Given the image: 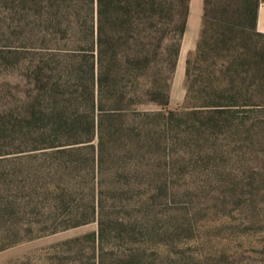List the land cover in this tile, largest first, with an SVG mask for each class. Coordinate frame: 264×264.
Segmentation results:
<instances>
[{
	"label": "rangeland",
	"instance_id": "obj_1",
	"mask_svg": "<svg viewBox=\"0 0 264 264\" xmlns=\"http://www.w3.org/2000/svg\"><path fill=\"white\" fill-rule=\"evenodd\" d=\"M242 3L210 0L211 43L180 40L167 102L127 73L106 114L86 99L88 22L26 24L0 0V264H264V36ZM36 71L72 122L62 135H86L89 114L90 140L14 149Z\"/></svg>",
	"mask_w": 264,
	"mask_h": 264
},
{
	"label": "trees",
	"instance_id": "obj_2",
	"mask_svg": "<svg viewBox=\"0 0 264 264\" xmlns=\"http://www.w3.org/2000/svg\"><path fill=\"white\" fill-rule=\"evenodd\" d=\"M13 2L22 5L21 10H15L14 13L21 16L26 24L39 23L45 15L49 22L58 25L71 12L76 13L84 22H88L86 45H83L82 53L87 59L89 87H86V99L90 106H102L109 102L112 106L110 110L105 111L109 112L106 114H112L122 107L127 86L122 79L127 73L132 74L134 87H140L144 93L149 94L148 100L167 102V82L164 73L175 65L185 29L188 0H13ZM242 2L241 10L249 15L251 29L256 34L264 36V33L255 29L257 0ZM203 43L211 42L203 39L197 44V52L203 51ZM253 49L255 58L252 64L260 66L264 61V49H258L255 45ZM189 62L188 58L187 66ZM213 64L217 65V61H213ZM33 74L38 81L36 85L38 93L28 105L24 117L12 123L13 130L18 126L22 131L21 138L26 145L24 148L17 146L14 149H37L90 140L93 135L94 119L89 114L86 135L77 136L74 133L66 137L62 135L65 134L64 131L72 130V122L67 112L62 110L65 105L60 106L59 103L56 105L57 100L52 103L44 102L43 93L40 91L44 89L45 93L51 94L50 90L44 82L41 83L38 71ZM220 95L216 93L211 103L219 105L218 108L226 105L219 99ZM70 100L73 102L75 97L72 95ZM63 137L65 139H62ZM0 152L8 151L0 149Z\"/></svg>",
	"mask_w": 264,
	"mask_h": 264
},
{
	"label": "crops",
	"instance_id": "obj_3",
	"mask_svg": "<svg viewBox=\"0 0 264 264\" xmlns=\"http://www.w3.org/2000/svg\"><path fill=\"white\" fill-rule=\"evenodd\" d=\"M210 0H188L185 29L181 42L187 49H195L197 44L210 36L208 31V4ZM255 29L264 33V0H257Z\"/></svg>",
	"mask_w": 264,
	"mask_h": 264
}]
</instances>
